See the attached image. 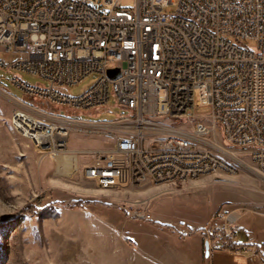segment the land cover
I'll return each instance as SVG.
<instances>
[{"label": "built area", "instance_id": "1", "mask_svg": "<svg viewBox=\"0 0 264 264\" xmlns=\"http://www.w3.org/2000/svg\"><path fill=\"white\" fill-rule=\"evenodd\" d=\"M123 1L0 0V52L9 56L0 67L26 96L13 95L12 127L48 147L58 170L74 152L73 131L108 136L111 147L75 170L102 188L236 173L244 155L264 173V0ZM92 74L82 94L65 91ZM195 91L208 113L190 114ZM112 97L126 113L79 117L109 110ZM240 217L237 209L214 215L202 228L209 247L236 244Z\"/></svg>", "mask_w": 264, "mask_h": 264}, {"label": "rangeland", "instance_id": "2", "mask_svg": "<svg viewBox=\"0 0 264 264\" xmlns=\"http://www.w3.org/2000/svg\"><path fill=\"white\" fill-rule=\"evenodd\" d=\"M134 2L124 0L123 4ZM175 10V5H168L164 12ZM244 44L255 43L247 40ZM0 56L9 58L2 52ZM22 77L31 84H48L28 73ZM96 77L92 74L65 91L80 95ZM11 78L12 73L0 67V264H160L176 249L195 259L197 242L202 241L205 250L209 240L203 226L214 215L231 209L241 215L237 242L249 237V230L257 240L264 239V173L247 155L243 156L246 165L236 173L212 172L118 188L95 186L75 170L82 161L92 160L94 148L108 149L112 140L103 134L73 131L68 147L78 159L60 157V169H56L48 149L39 150L12 127L13 95L26 96ZM194 99L190 114L208 113V106L196 105L197 91ZM115 104L112 97L109 110L81 112L79 117L102 121L126 113ZM41 105L61 114L68 112ZM76 201L83 205H74ZM243 222L252 225L245 229L240 227Z\"/></svg>", "mask_w": 264, "mask_h": 264}, {"label": "crops", "instance_id": "3", "mask_svg": "<svg viewBox=\"0 0 264 264\" xmlns=\"http://www.w3.org/2000/svg\"><path fill=\"white\" fill-rule=\"evenodd\" d=\"M103 148H94L92 152L101 150ZM86 151V150H85ZM79 162V161H78ZM90 162V161H87ZM86 163L82 161L80 167ZM79 164V163H78ZM93 185L96 186V182L92 181ZM241 222V220L239 219ZM251 222H243L240 227H246L249 229L251 227ZM249 234L243 242H237L235 240V247L229 248H214V243L211 242L209 248V255L205 254L203 250V242H197L195 252L197 257L193 259L187 254H183L182 250L171 251L169 256L161 259L160 264H264V239L257 240L256 236L249 231ZM212 246V247H211ZM244 247V248H243ZM243 248L238 251V249ZM169 253V252H168ZM172 259V260H171ZM174 260V262H173ZM182 260V262L178 261ZM147 264H155L147 263Z\"/></svg>", "mask_w": 264, "mask_h": 264}, {"label": "water", "instance_id": "4", "mask_svg": "<svg viewBox=\"0 0 264 264\" xmlns=\"http://www.w3.org/2000/svg\"><path fill=\"white\" fill-rule=\"evenodd\" d=\"M108 73L113 78H116L120 75V71L118 68L117 69H111V70H109ZM205 248H206V255H209V241L208 240L205 241Z\"/></svg>", "mask_w": 264, "mask_h": 264}, {"label": "bare ground", "instance_id": "5", "mask_svg": "<svg viewBox=\"0 0 264 264\" xmlns=\"http://www.w3.org/2000/svg\"><path fill=\"white\" fill-rule=\"evenodd\" d=\"M43 149H48V147H42ZM75 156L76 157V159H78L77 158V155L73 152V154L71 155V156ZM114 187H116V183H108V188H114Z\"/></svg>", "mask_w": 264, "mask_h": 264}, {"label": "trees", "instance_id": "6", "mask_svg": "<svg viewBox=\"0 0 264 264\" xmlns=\"http://www.w3.org/2000/svg\"><path fill=\"white\" fill-rule=\"evenodd\" d=\"M74 205H83V203L80 201H76V202H74ZM24 213H26V212H24ZM232 247H235V246H232Z\"/></svg>", "mask_w": 264, "mask_h": 264}]
</instances>
